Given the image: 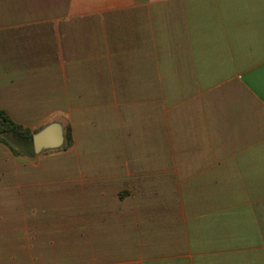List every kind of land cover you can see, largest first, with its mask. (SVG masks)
Listing matches in <instances>:
<instances>
[{"label":"crops","instance_id":"obj_1","mask_svg":"<svg viewBox=\"0 0 264 264\" xmlns=\"http://www.w3.org/2000/svg\"><path fill=\"white\" fill-rule=\"evenodd\" d=\"M108 89L128 92L123 125L135 131L140 114L144 134L160 90L164 167L205 212L101 224L93 249L46 264H264V0H0V109L103 105Z\"/></svg>","mask_w":264,"mask_h":264},{"label":"rangeland","instance_id":"obj_2","mask_svg":"<svg viewBox=\"0 0 264 264\" xmlns=\"http://www.w3.org/2000/svg\"><path fill=\"white\" fill-rule=\"evenodd\" d=\"M103 91V105L45 104L37 112L11 106L19 110L7 112L31 134L60 122L66 140L59 148L39 153L33 141H20L19 154L0 142V264H46L53 252L74 253L80 246L93 249L95 237L109 228L101 224L126 220L180 225L205 212L192 200L191 186L182 183L180 170L164 167L172 154L159 150L164 138L158 126L160 90H149L151 123L146 134L140 114L135 131L123 125L132 100L128 92ZM144 96L134 98L145 102L147 90ZM100 121L114 130L100 131ZM130 135L140 142L139 149L131 151ZM120 214L126 218L119 220ZM230 225L233 230L239 226ZM246 226L241 233L249 231ZM208 228L200 233L213 235Z\"/></svg>","mask_w":264,"mask_h":264},{"label":"trees","instance_id":"obj_3","mask_svg":"<svg viewBox=\"0 0 264 264\" xmlns=\"http://www.w3.org/2000/svg\"><path fill=\"white\" fill-rule=\"evenodd\" d=\"M33 135L29 128L22 124L15 122L7 113V111L0 109V142L8 144L15 154H19L16 146L18 143L33 141ZM7 137H13L16 140L10 141Z\"/></svg>","mask_w":264,"mask_h":264},{"label":"water","instance_id":"obj_4","mask_svg":"<svg viewBox=\"0 0 264 264\" xmlns=\"http://www.w3.org/2000/svg\"><path fill=\"white\" fill-rule=\"evenodd\" d=\"M65 142V129L62 123L54 121L33 135V148L36 153L44 149L61 147Z\"/></svg>","mask_w":264,"mask_h":264}]
</instances>
